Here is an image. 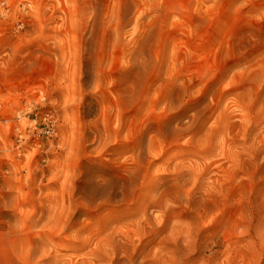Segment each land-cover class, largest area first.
Instances as JSON below:
<instances>
[{"label":"rangeland","instance_id":"374dc122","mask_svg":"<svg viewBox=\"0 0 264 264\" xmlns=\"http://www.w3.org/2000/svg\"><path fill=\"white\" fill-rule=\"evenodd\" d=\"M42 246L264 264V0H0V264Z\"/></svg>","mask_w":264,"mask_h":264},{"label":"bare ground","instance_id":"6f19581e","mask_svg":"<svg viewBox=\"0 0 264 264\" xmlns=\"http://www.w3.org/2000/svg\"><path fill=\"white\" fill-rule=\"evenodd\" d=\"M92 191L93 194H95L98 197H105L108 195L109 192V188L108 186H98V187H92ZM117 195H120L119 193H117ZM112 240H114L113 238H110ZM115 241V240H114ZM43 248H45V246H42ZM41 252H43L40 248L38 249ZM99 250L96 249L95 254H84L83 258L79 259L80 255H77L74 259L72 258V256H66V255H59V253L57 252L54 257H48L47 253H46V248H45V253H43L40 257L37 256V258H32L34 260V262H31V264H100V261L98 263L97 258L99 257V260H102V258H100L104 253H98ZM46 256V257H45ZM87 257V259L85 258ZM89 257H92L89 258ZM43 258V259H42ZM94 258H96V260H94ZM78 259V260H77ZM104 260V264H106L108 261ZM108 264V263H107Z\"/></svg>","mask_w":264,"mask_h":264}]
</instances>
